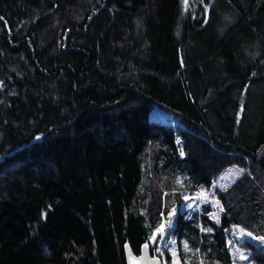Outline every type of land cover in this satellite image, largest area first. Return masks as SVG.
Instances as JSON below:
<instances>
[{
  "label": "trees",
  "instance_id": "1",
  "mask_svg": "<svg viewBox=\"0 0 264 264\" xmlns=\"http://www.w3.org/2000/svg\"><path fill=\"white\" fill-rule=\"evenodd\" d=\"M168 214L180 264H264V0H0V264H126Z\"/></svg>",
  "mask_w": 264,
  "mask_h": 264
},
{
  "label": "rangeland",
  "instance_id": "2",
  "mask_svg": "<svg viewBox=\"0 0 264 264\" xmlns=\"http://www.w3.org/2000/svg\"><path fill=\"white\" fill-rule=\"evenodd\" d=\"M183 5H184V7H186L184 0H183ZM150 117L154 120H159V121L172 122V123L178 122L177 118L172 116L169 111L162 109V108L160 110L157 104H155L153 106V108L151 109ZM151 171L155 172L156 168H152ZM241 172H242V167H240L236 164L228 165L219 173V175L216 177V179L213 181V183L209 187H207L206 190H204V188H202L201 190H197L195 192L187 193L186 194V198L188 199L187 203L181 204L180 208L177 210H179V211L188 210V212L199 210L202 203L208 202L213 207V210L211 212L212 218L214 220H218L219 215L221 214L222 210H221V207L219 206V203H218L216 197L212 194V192H215L216 188L223 190L226 187H228L233 182V180L236 179L241 174ZM161 178H164V177L157 172V180L159 181ZM170 187L171 186L165 187L163 189V194H162L163 197L165 195L169 194V192H167V190ZM168 208H170V207H168ZM190 215H191L190 213H187L185 216L189 217ZM168 216L169 217L166 218V220L168 219V223L166 221V224H164L165 225L164 232L160 233L158 231L159 228H157L154 231L151 238L153 236H155V238L157 237V242L155 243L156 244L155 248L158 250L159 248L162 247V246H160L161 245V243H160L161 239L164 237V235L168 234L169 237L163 241V247L168 248L169 253H170V257L168 260H166L164 257V252H162V251H161L162 255H160L159 257L162 258L163 264H180L177 248L174 244L175 243L174 238H175L176 230L173 228V226H174L173 224H175V223H174V221H171L172 218L170 217L169 214H168ZM151 238H150V244L153 243V240ZM261 238H264V237L255 238L254 241L257 244H263L264 245V239H261ZM242 254L245 256L244 253H242ZM243 260L245 261V263H248V261L246 259H243Z\"/></svg>",
  "mask_w": 264,
  "mask_h": 264
},
{
  "label": "water",
  "instance_id": "3",
  "mask_svg": "<svg viewBox=\"0 0 264 264\" xmlns=\"http://www.w3.org/2000/svg\"><path fill=\"white\" fill-rule=\"evenodd\" d=\"M143 244L138 254L134 253L128 243L123 246L126 264H163L161 257L151 254L149 245L145 248Z\"/></svg>",
  "mask_w": 264,
  "mask_h": 264
},
{
  "label": "snow or ice",
  "instance_id": "4",
  "mask_svg": "<svg viewBox=\"0 0 264 264\" xmlns=\"http://www.w3.org/2000/svg\"><path fill=\"white\" fill-rule=\"evenodd\" d=\"M184 2H185V4L187 5L188 0H184ZM37 139H39V137H37ZM181 155H184L183 151H181ZM217 219H218V218H217ZM164 230H165V225H164V224H161L160 227H159V229H158V231H159L160 233H163ZM249 235H250V234H249ZM151 239H152L153 242H154V241H155V236H153ZM261 239H264V238H261ZM147 247H148V245L146 244V245H145V248H147ZM185 247H187V246H185ZM240 258H241V259H246V257H245L242 253L240 254Z\"/></svg>",
  "mask_w": 264,
  "mask_h": 264
}]
</instances>
